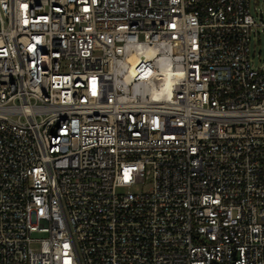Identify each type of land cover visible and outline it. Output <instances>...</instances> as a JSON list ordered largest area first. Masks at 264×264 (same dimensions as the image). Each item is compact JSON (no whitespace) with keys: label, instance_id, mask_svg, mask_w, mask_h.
<instances>
[{"label":"built area","instance_id":"2783aa9c","mask_svg":"<svg viewBox=\"0 0 264 264\" xmlns=\"http://www.w3.org/2000/svg\"><path fill=\"white\" fill-rule=\"evenodd\" d=\"M262 18L0 0V264H264Z\"/></svg>","mask_w":264,"mask_h":264},{"label":"rangeland","instance_id":"374dc122","mask_svg":"<svg viewBox=\"0 0 264 264\" xmlns=\"http://www.w3.org/2000/svg\"><path fill=\"white\" fill-rule=\"evenodd\" d=\"M252 6L256 7L258 12L262 11V19L264 21V0H252ZM253 13L256 18L259 17V14H256L255 12ZM250 58L255 68L264 66V32L261 27L259 28L256 37L254 36V34H252L251 36Z\"/></svg>","mask_w":264,"mask_h":264},{"label":"bare ground","instance_id":"6f19581e","mask_svg":"<svg viewBox=\"0 0 264 264\" xmlns=\"http://www.w3.org/2000/svg\"><path fill=\"white\" fill-rule=\"evenodd\" d=\"M135 63H136V61H132L133 67H134ZM170 81H171V71H168V72H166V82H167V85H169Z\"/></svg>","mask_w":264,"mask_h":264}]
</instances>
